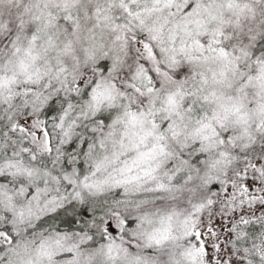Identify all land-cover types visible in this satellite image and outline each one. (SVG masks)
I'll list each match as a JSON object with an SVG mask.
<instances>
[{"label":"snow or ice","instance_id":"obj_1","mask_svg":"<svg viewBox=\"0 0 264 264\" xmlns=\"http://www.w3.org/2000/svg\"><path fill=\"white\" fill-rule=\"evenodd\" d=\"M0 264H264V0H0Z\"/></svg>","mask_w":264,"mask_h":264}]
</instances>
